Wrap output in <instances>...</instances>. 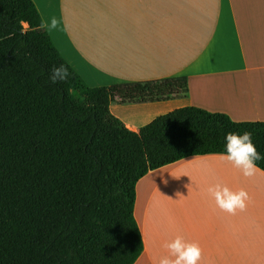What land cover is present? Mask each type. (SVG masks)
Listing matches in <instances>:
<instances>
[{"label":"trees","instance_id":"16d2710c","mask_svg":"<svg viewBox=\"0 0 264 264\" xmlns=\"http://www.w3.org/2000/svg\"><path fill=\"white\" fill-rule=\"evenodd\" d=\"M60 64L69 78L52 84ZM187 92L184 77L91 88L32 0H0V264H134L135 187L149 171L220 155L229 132H251L264 155V122L188 106ZM116 99L177 102L132 132L110 111Z\"/></svg>","mask_w":264,"mask_h":264},{"label":"crops","instance_id":"0c3cea01","mask_svg":"<svg viewBox=\"0 0 264 264\" xmlns=\"http://www.w3.org/2000/svg\"><path fill=\"white\" fill-rule=\"evenodd\" d=\"M62 58L87 86L184 77V104L236 122H264V0H32ZM57 27L49 30L51 19ZM177 100L110 104L132 132ZM248 194L229 214L207 188ZM150 187V188H149ZM143 243L134 264H158L177 235L201 249L199 264H264V172L245 177L220 155L149 171L135 187Z\"/></svg>","mask_w":264,"mask_h":264},{"label":"clouds","instance_id":"9594fccd","mask_svg":"<svg viewBox=\"0 0 264 264\" xmlns=\"http://www.w3.org/2000/svg\"><path fill=\"white\" fill-rule=\"evenodd\" d=\"M57 27V20L51 19L47 25L49 30ZM69 69L64 65L53 66L50 70L48 81L52 84L65 82L69 78ZM221 159L240 170L243 176H253L260 169L257 161L264 160V155L257 152L252 142V133L245 131L242 134L229 132L224 137V152L220 153ZM208 196L214 200L215 205L221 211L235 214L237 210L243 211L246 207L248 194L245 190L232 191L221 183H216L207 188ZM163 247L168 255L161 256L158 264H199L201 249L198 244L186 242L177 235L166 242Z\"/></svg>","mask_w":264,"mask_h":264},{"label":"rangeland","instance_id":"374dc122","mask_svg":"<svg viewBox=\"0 0 264 264\" xmlns=\"http://www.w3.org/2000/svg\"><path fill=\"white\" fill-rule=\"evenodd\" d=\"M150 188V187H149Z\"/></svg>","mask_w":264,"mask_h":264}]
</instances>
